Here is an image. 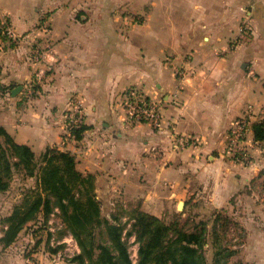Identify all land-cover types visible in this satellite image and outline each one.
<instances>
[{
	"label": "crops",
	"instance_id": "0c3cea01",
	"mask_svg": "<svg viewBox=\"0 0 264 264\" xmlns=\"http://www.w3.org/2000/svg\"><path fill=\"white\" fill-rule=\"evenodd\" d=\"M31 86L39 92L29 95ZM131 87L160 102L161 127L127 118L122 100ZM77 103L80 138L67 128ZM243 118L247 159L236 161L228 146ZM258 122L264 0H0V124L36 153L73 152L77 167L95 175L105 212L121 205L161 217L182 198L203 199L231 216L233 264H264ZM181 135L198 144L180 147ZM15 251L10 264H35Z\"/></svg>",
	"mask_w": 264,
	"mask_h": 264
},
{
	"label": "trees",
	"instance_id": "16d2710c",
	"mask_svg": "<svg viewBox=\"0 0 264 264\" xmlns=\"http://www.w3.org/2000/svg\"><path fill=\"white\" fill-rule=\"evenodd\" d=\"M85 129V125L76 127L73 135L80 138ZM254 133L257 140H264V122L254 124ZM17 170L35 176L41 190L26 192L5 219L0 238L5 246L43 212L46 218L52 213L59 216L66 232L77 240L80 252L70 258L75 264H208L205 245L210 232L214 238V264H229V257L236 251L222 244L220 231L226 233L232 223L222 211L217 210L211 222L193 220L190 227L179 218L166 222L138 207L130 211L118 205L105 212L97 196L95 175L77 167L73 152L51 146L38 157L29 144L16 141L0 124V192L10 188ZM132 234L139 242L137 262L130 257Z\"/></svg>",
	"mask_w": 264,
	"mask_h": 264
},
{
	"label": "rangeland",
	"instance_id": "374dc122",
	"mask_svg": "<svg viewBox=\"0 0 264 264\" xmlns=\"http://www.w3.org/2000/svg\"><path fill=\"white\" fill-rule=\"evenodd\" d=\"M31 92L32 93H30L29 95H35L36 93V91L33 90L32 86ZM41 153L42 152H37V156L39 157ZM31 189L41 190L37 178L35 176L25 175L23 171L17 170L11 180L10 188L6 191L0 192V231L5 228L7 224L5 219L11 214L15 205L20 204L24 198V194ZM181 200H185L183 209H179L176 202H174L172 206H167L165 209H162L161 217L166 222H172L175 219L179 218L181 222L188 223L186 224L187 227H190V224L192 225L193 220L205 219L211 222L218 210L216 208L207 207L206 205H204V203L201 204V201H204L203 199L199 201L198 199L194 200L191 197H187L186 199L182 198ZM202 205L204 208H201ZM224 214L231 218L228 213L225 212ZM123 220L125 221L127 220V218ZM232 225L233 223L230 224L229 229L226 233L220 231V235L223 245L236 250L232 246ZM66 233L67 232L65 225L63 224L59 216L51 215L49 218H46L44 213L41 212L36 218H34V220L26 224V226L18 234L16 240L10 245L5 246L0 239V264H10L9 262H7V256L11 255L15 251L12 247V244L14 243L19 247L18 249H16L15 253H17V255H20L24 261L26 259H32V261L37 264V261L40 262L41 260L51 259L52 253L55 252V249L57 251L65 245L63 243L57 244L56 242L52 244V238L57 241L61 239ZM213 240V235L210 232L208 236V243L205 245L208 264H214L215 247ZM133 244L134 242L129 241L130 246H133ZM233 255H235V253ZM233 255L229 257V264H233V258H235L236 256L235 255L233 257ZM40 257H42V259H40ZM61 264L75 263L71 262L70 258H66L64 261H62Z\"/></svg>",
	"mask_w": 264,
	"mask_h": 264
},
{
	"label": "built area",
	"instance_id": "2783aa9c",
	"mask_svg": "<svg viewBox=\"0 0 264 264\" xmlns=\"http://www.w3.org/2000/svg\"><path fill=\"white\" fill-rule=\"evenodd\" d=\"M8 34L14 35L11 30L7 31ZM35 56L37 59H41L44 54L41 49H36ZM44 74V69H39V73H36L37 82L40 83L42 76ZM39 92V87L34 89ZM122 104L128 119L134 122H150L155 127H161L163 122V114L161 111L160 102L150 96L137 87L129 88L123 96ZM80 103L74 106V109L69 115V122L67 128L72 130L77 126L83 118L82 108ZM234 127L232 129V135L230 137L231 143L228 146V152L231 154L232 158L236 161H243L247 159V151L244 145H240L246 137V133L249 129V122L247 119H239L233 123ZM176 142L180 147H185L187 145H197L198 139L192 137L178 136ZM117 204L116 200L111 202V205L115 207ZM58 210V209H57ZM51 215H56L52 213ZM127 217L124 216V219ZM130 226V222L128 223ZM129 241L134 242L133 246L129 245L130 257L133 262H137L139 259V242L136 239L135 234L130 236ZM65 244L64 247L58 249L52 253V262L59 263L66 258L73 257L76 253L80 252V246L71 232H67L61 239L55 241L52 238V244Z\"/></svg>",
	"mask_w": 264,
	"mask_h": 264
},
{
	"label": "water",
	"instance_id": "95a60500",
	"mask_svg": "<svg viewBox=\"0 0 264 264\" xmlns=\"http://www.w3.org/2000/svg\"><path fill=\"white\" fill-rule=\"evenodd\" d=\"M21 88H22V86H17V87H15V88L13 89V94L16 95V94L21 90ZM184 204H185L184 200H181V201L179 202V204H178V208H179V209H183Z\"/></svg>",
	"mask_w": 264,
	"mask_h": 264
}]
</instances>
